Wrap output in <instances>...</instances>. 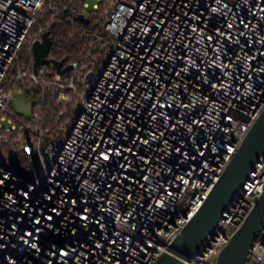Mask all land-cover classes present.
<instances>
[{
	"label": "built area",
	"instance_id": "1",
	"mask_svg": "<svg viewBox=\"0 0 264 264\" xmlns=\"http://www.w3.org/2000/svg\"><path fill=\"white\" fill-rule=\"evenodd\" d=\"M87 1L70 20L111 46L98 74L24 64L61 0H0V264H155L264 108V0ZM263 191L264 153L189 264H216Z\"/></svg>",
	"mask_w": 264,
	"mask_h": 264
},
{
	"label": "water",
	"instance_id": "2",
	"mask_svg": "<svg viewBox=\"0 0 264 264\" xmlns=\"http://www.w3.org/2000/svg\"><path fill=\"white\" fill-rule=\"evenodd\" d=\"M78 19L89 21L83 14L78 15ZM51 47L50 31L44 32L41 39L33 43L35 69L39 66L54 64L59 72L70 70L71 65L63 67L64 60L49 57ZM93 77L94 73L90 72L87 82L90 83ZM263 153L264 108L200 208L163 251L155 264H189L193 261L194 257L199 254L206 237L214 231L227 205L243 187ZM263 229L264 191L242 226L219 253L216 264H245L253 244L260 238Z\"/></svg>",
	"mask_w": 264,
	"mask_h": 264
},
{
	"label": "trees",
	"instance_id": "3",
	"mask_svg": "<svg viewBox=\"0 0 264 264\" xmlns=\"http://www.w3.org/2000/svg\"><path fill=\"white\" fill-rule=\"evenodd\" d=\"M83 0H61V9L56 12H42L38 17V23L31 32L30 39H39L43 33L50 31L52 47L49 53L50 58L64 60L65 65L81 57L89 58V67L95 65L96 74L100 73L104 67L103 58L111 51L108 44L99 47L98 41L95 46L90 47L89 41L77 27L76 23L70 20L73 7L81 10ZM107 41V39H104ZM23 62L29 67L34 66V56L31 46L26 45L22 51ZM48 68L55 72L57 69L53 65Z\"/></svg>",
	"mask_w": 264,
	"mask_h": 264
},
{
	"label": "rangeland",
	"instance_id": "4",
	"mask_svg": "<svg viewBox=\"0 0 264 264\" xmlns=\"http://www.w3.org/2000/svg\"><path fill=\"white\" fill-rule=\"evenodd\" d=\"M87 2L88 9H86V12L92 10L98 0H88ZM93 84L94 81L92 83L87 84L86 86L88 88H91ZM35 102L36 98L34 96L29 95L25 92H16L11 99V106L16 114L24 117H32L35 110ZM78 108V105H76L75 109L78 110Z\"/></svg>",
	"mask_w": 264,
	"mask_h": 264
}]
</instances>
